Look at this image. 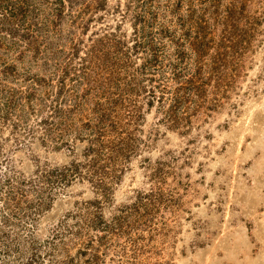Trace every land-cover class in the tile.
<instances>
[{"label":"rangeland","instance_id":"rangeland-1","mask_svg":"<svg viewBox=\"0 0 264 264\" xmlns=\"http://www.w3.org/2000/svg\"><path fill=\"white\" fill-rule=\"evenodd\" d=\"M65 1L60 11L56 0H13L31 4L35 17L25 22L38 31L31 41L0 33V62L15 66L1 73L5 86L34 96L27 101L37 111L27 103L26 118L39 123L48 105L50 120L68 126L55 140L35 126L14 155L17 170L30 176L86 160L96 137L89 120L107 132V179L82 176L62 188L36 226L39 264H264V0H182L179 12L178 0H155L156 30L170 25L174 40H203L206 54L187 44L179 79L172 66L143 82L137 71L147 55L132 47L135 12L147 0ZM113 36L126 45L113 55L119 64L107 88L101 77H111L114 62L98 55L114 50ZM172 36L162 37L168 65L178 61ZM195 74L200 81L174 103ZM58 102L74 112L54 116ZM57 231L66 235L57 247L43 243ZM30 247L22 246L27 258Z\"/></svg>","mask_w":264,"mask_h":264},{"label":"trees","instance_id":"trees-1","mask_svg":"<svg viewBox=\"0 0 264 264\" xmlns=\"http://www.w3.org/2000/svg\"><path fill=\"white\" fill-rule=\"evenodd\" d=\"M27 3L28 7H26L25 4H15L13 0H0L1 34L9 38H19V40L27 36L30 37L28 41H31L35 32L38 31V23L36 22L34 24L30 22L29 25H26L25 21H27V18L32 16L31 13L34 12L31 8V4L29 2ZM55 3L61 7L60 11H64L67 5L65 0H56ZM154 3L155 0H147L142 5L143 8L140 11H136L134 16V26L136 30L134 32L135 45L132 48L136 53L144 50V53L147 55L144 58L142 57L144 61L137 71V75L142 77L140 79L141 82L146 80L151 73L157 75L160 72L162 73V71L166 72V69L172 66L175 75H177L176 79H179L183 74L179 68H181L182 63L187 62L190 56V53H188L185 48L187 44H190L193 49H195L199 57L206 54L204 46L206 44L203 40H192L191 43H188L189 40L185 42L174 40L176 32L171 31L170 25L162 26V28L156 30V24L161 23L162 19L159 12L153 10ZM162 4L164 3H157L155 5H160L159 7H162ZM182 4V0H178L175 12H179ZM167 7H169V5ZM229 9L231 10V14L235 12L231 7ZM34 17L35 16H32L33 19ZM178 17L181 24L185 25L187 23V20L181 13ZM186 34H188V32H186ZM171 35H173L171 38L172 44L178 45V48H175L174 52L178 61L177 63L169 61L170 65H168L165 64V60L169 59L171 55L166 57L164 53L166 48L170 49V47L167 46L168 44H165L163 38ZM110 41V45H112V48L114 47V50L110 53L99 54L102 48L100 47L98 50L94 48L95 51L99 52L98 57L104 64L114 62L113 68L115 70H113L111 77L106 78L104 75L101 77V85L107 88H110L113 81H115L116 77L114 74L116 75L117 64H119L118 61L113 58V55L123 50L126 45L121 39L117 41L114 36ZM128 50L130 53L131 48H128ZM3 64L4 62H0V75L1 73L5 76L12 75L15 66L12 64L4 66ZM131 64L134 65L135 62L131 61ZM1 67H3V69H1ZM154 75H152L149 80L154 81ZM200 78L201 77L196 74L195 76H190V78L185 81L186 83H183L175 91L173 97L174 103L178 105L181 104L183 98L179 93L193 88V85L197 81L199 82ZM4 82L6 81L0 76V160L2 161L0 168V260H2V264H9L11 262L12 264H39L43 260L42 249L44 245L38 238H34L36 226L43 214L53 207L58 195L61 194L62 188L68 186L71 182L82 176L92 181H95V179L96 181L99 180L98 182H105L107 179L105 171L109 169L110 164H101L100 162L105 148L102 138L106 137L107 132L104 125H99L89 120L87 125L92 128L93 132H96V137L90 138V140L94 142L99 141L100 144L97 145L91 141L89 150L85 154L86 160H75L62 167L57 166L50 168L48 165H45L39 167L34 175L26 176L15 167L14 155L18 150L31 144L28 138L35 134V126L40 123L44 125L46 127V133H44L43 136L53 140L56 138L54 136H58L55 131L62 129V131L65 132L68 126L62 127V125H58L54 119L50 120L51 116L45 114L48 105H42L40 112L42 119L38 120L39 123H30L29 117L26 118L22 110L23 106L28 103L33 112L37 111L33 104L27 101V99L31 101L32 97H34L33 94H19L16 88L9 89L5 86ZM164 88L165 87H163V89ZM153 95L156 96L157 94ZM163 98L161 97V99ZM77 104L80 105L78 102ZM73 112V109L64 108L61 106V103L58 102L55 107L54 116L71 114ZM102 116H107L108 118L109 114L105 113L102 114ZM65 124L68 125V122H65ZM85 128L80 130V134L83 133ZM9 129V135L5 136V131ZM7 145H9L8 150H6ZM93 152L96 153L92 154ZM86 171L88 172L86 173ZM10 172H13L14 176L10 175ZM65 236L63 231H57L56 233L54 232L52 238H48L43 243L47 245L53 244V246L57 247V241L62 242ZM24 245L31 246L28 249L29 254L31 253L28 258L22 250V246ZM12 257L15 261H13Z\"/></svg>","mask_w":264,"mask_h":264}]
</instances>
